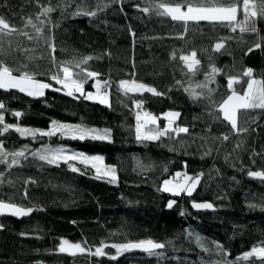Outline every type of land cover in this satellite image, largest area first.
<instances>
[{
	"label": "trees",
	"instance_id": "obj_1",
	"mask_svg": "<svg viewBox=\"0 0 264 264\" xmlns=\"http://www.w3.org/2000/svg\"><path fill=\"white\" fill-rule=\"evenodd\" d=\"M252 2L260 8V0ZM78 5L96 15H74ZM151 6L150 0H0V17L32 36L14 32L0 37V61L16 68L27 65L32 72H55L45 42L50 39L57 61L92 57L82 67L99 76L89 78L85 90L92 89L94 80L110 84L107 106L79 93L74 99L64 89H46L43 96L0 89L6 109L0 112L6 123L48 130L55 120L109 130V138L103 140L59 134L22 137L11 129L0 135L8 152L24 150L26 157L12 167L0 163V200L34 209L19 220L0 217V264H264L257 256L242 259L254 246H264V181L248 175L264 171V110L239 113L238 126L247 131L234 134L212 103L231 93L229 76L240 77V83L233 84L238 92L248 80L242 76L247 69H252V78L264 80V17H250L256 32H241L239 27L233 32L221 23L206 21L189 22L185 30L183 22L170 16L140 11ZM45 7L53 8L47 16L41 14ZM237 8V20L242 21V0ZM29 19L43 29L42 34L31 24L25 27ZM218 42L224 48L215 51ZM257 43L259 48L254 47ZM192 51L200 60L195 74L179 58ZM211 66L221 71L208 84L214 90L209 98L207 89L197 85L205 81ZM36 78L61 87L47 75ZM122 80L143 83L161 94L125 95L119 88ZM185 89L204 95L193 99ZM133 101H142V108ZM168 110L180 113L172 126L188 127L189 132L173 133L171 139L137 141V112L158 116L163 128L167 122L159 116ZM17 111L20 117L13 115ZM225 135L228 140H223ZM45 147L99 155L103 158L99 166L115 167L118 181L96 178L91 166L85 169L77 163L81 174L33 155ZM175 172L191 177L203 174L191 196L159 190L161 181ZM170 200L176 201L171 208ZM193 202H208L213 210L193 211L189 206ZM61 239L91 251L102 242L109 247L104 248V256L87 251L73 256L57 251ZM142 240L165 247L155 255L127 251L117 255L110 247Z\"/></svg>",
	"mask_w": 264,
	"mask_h": 264
},
{
	"label": "snow or ice",
	"instance_id": "obj_2",
	"mask_svg": "<svg viewBox=\"0 0 264 264\" xmlns=\"http://www.w3.org/2000/svg\"><path fill=\"white\" fill-rule=\"evenodd\" d=\"M115 2V0H113ZM240 0H176L175 3L172 2H158L153 3L150 0L151 7L141 8L140 11L148 14L150 11H155L157 15L170 16L173 21H181L187 30L189 22L199 23L201 21H206L209 23H221L225 27H229L233 32L239 27L241 32L251 31L256 32L254 22L250 23V17L261 16L264 17V0H260V8L257 9L256 4L252 0H242L244 18L242 21L237 20V4ZM139 7V6H138ZM97 10H100L98 5ZM53 11L52 7L43 8L41 13L47 16ZM74 15H89L95 16L96 11L86 12L78 5ZM31 24L36 32L39 34L43 33V29L37 27L31 19L27 20L25 27ZM43 24V21H41ZM14 32H20L23 35L32 39L27 32H23L21 29L16 28L14 25L10 24L6 19L0 17V37L11 35ZM180 38H183L182 36ZM49 49V59L51 61L52 67L56 69L52 72L51 69L47 73H37L27 70V65H22L20 68L12 67L0 61V89L10 90L17 89L22 93H26L28 96H43L46 89H52L53 91L66 90L65 95L78 99L76 93L83 96L87 100L97 101L101 104H108V81H104L103 85L97 80L94 85L96 88L95 93L85 92L84 85L88 82L89 78L95 79L99 76V73L89 71L82 67V65L87 64L92 57H84L83 59L76 61H57L54 53L56 51L54 43L50 39L45 41ZM261 45L259 43L255 44V48H259ZM224 48L223 43L215 44V51H219ZM248 51H252L249 49ZM173 58L175 55L173 54ZM180 60L184 61L188 71L195 74L198 70L196 66L200 64V60L197 59L196 51H192L190 55H181ZM211 59V57L209 58ZM74 68H79L78 72H74ZM221 70L217 69L215 66H211V71L205 74V81L198 84L197 87L201 89H207L208 97L210 98L213 89L208 88V84L214 82L215 75ZM14 73H19L16 75ZM62 73V75H61ZM37 75H47L51 81L55 84L60 85V88H53L51 83H45L38 80ZM243 77H248L245 81L247 87L240 94L235 88H233L234 83H240V77L229 76L227 80V87L231 94L227 95L226 98L222 99L219 103L213 101V108L215 112L222 115V120L226 121L233 130L234 134H239L247 131V129L238 126V114L241 112L246 113L248 110H264V80L252 78V69H247L242 73ZM179 84L180 82L177 81ZM101 88L104 90L101 91ZM119 88L123 90V93L127 95L128 93H143L150 92L153 95H160L155 88L147 86L143 83H138L136 81L122 80L119 83ZM185 91H189L185 89ZM189 95L193 99H197L199 96H203L204 93L197 94L194 90L189 91ZM135 106L139 109L142 108V101H133ZM0 109H5V105L0 102ZM15 117H20L22 113L19 111L14 112ZM180 113L169 112L164 115V119L167 120V124L160 128L157 123V117L151 113L144 111L141 115L140 112L136 114V139L137 141H154L159 140L162 137L168 136L169 139L172 138V134L175 133L177 136L180 133H188V127H172L176 119L179 118ZM220 119L221 116H217ZM0 135L8 132L10 129L19 133L22 137L26 135H32L34 138L37 134L40 136H53L59 134L62 137H68L71 139L84 140L90 138L93 140H103L109 138V130L105 129L103 131L88 128L83 125H72L61 123L58 121H52L51 127L48 130H34L26 127H21L18 124H9L5 122V116L3 112H0ZM149 125H154L155 127H149ZM227 135L223 136V140H228ZM239 147V145H237ZM207 154V153H206ZM34 156H37L41 161H45L50 165L60 166L61 163L67 165L72 172H80L84 174L81 168L77 167V163L84 165L87 169L91 166L96 173V178H106L108 183H117L118 176L116 174V168L113 166H106L103 169L99 166L103 158L100 156H89L84 153L72 152L64 147H45L41 151L34 152ZM9 157L11 161L9 162ZM25 157V151H14L8 152L2 141H0V163L7 164L9 167L15 166L19 163V158ZM26 158V157H25ZM75 162V163H72ZM180 175L179 173L177 174ZM203 175V174H200ZM200 175L195 177L184 176L183 182L177 181L173 183L171 180H165L162 187L159 189L162 192H168L172 196H180L182 193L191 196L196 187L200 184ZM248 175L250 177L264 181V171H249ZM0 183H2V177H0ZM26 195V192H25ZM176 203L174 200L168 202V207L171 208L173 204ZM254 206V205H253ZM192 207L196 209L212 208L210 203H195L193 202ZM34 211L31 207H24L22 205H17L11 200L5 202L0 200V216L8 214L15 217L28 216ZM183 215V213H181ZM2 227V226H0ZM264 244V242H262ZM109 247L107 244L96 247L95 251L92 252L90 248L86 249L79 243H69L67 240L62 241L60 251L68 252L69 255H76L77 252L84 253L88 252L92 256H104V248ZM110 247L115 248L117 255L122 254L125 251H130L132 249H140L149 255H155V250L163 249L165 247L164 243L156 242L153 240H142L139 242H129L124 244H113ZM219 247V246H218ZM222 251V249H221ZM257 256L262 258L264 261V246H254L251 251L245 252L242 259L247 260L249 257ZM117 256H112L111 259H116ZM241 259V258H238ZM238 264V261H237Z\"/></svg>",
	"mask_w": 264,
	"mask_h": 264
},
{
	"label": "rangeland",
	"instance_id": "obj_3",
	"mask_svg": "<svg viewBox=\"0 0 264 264\" xmlns=\"http://www.w3.org/2000/svg\"><path fill=\"white\" fill-rule=\"evenodd\" d=\"M42 82V81H41ZM96 82L97 81H93V83H92V89L91 90H85V92H93V93H95V91H96V88H95V84H96ZM246 87H247V85H245V87H244V89H243V91L246 89ZM17 90V89H16ZM243 91L242 92H240V94H243ZM130 93H132V92H130ZM26 94V93H25ZM231 94V93H230ZM229 94V95H230ZM93 101V100H92ZM97 102V101H96ZM103 105H109V97H108V104H103ZM169 112H176V111H173V110H168V111H165L163 114H161L159 117L160 118H163L164 117V115L166 114V113H169ZM142 115V114H141ZM157 118H158V116H156ZM164 119V118H163ZM165 120V119H164ZM166 122H167V120H165ZM51 127V126H50ZM173 127V126H172ZM92 156H99V155H92ZM180 174L179 176L177 175V174ZM185 175H187V174H185L184 172H175L172 176H169L168 178H165V179H163L162 181H161V183H160V188L162 187V185H163V182L165 181V180H171V181H173V183H175V182H177V181H180V182H183V179H184V176ZM187 176H189V175H187ZM189 177H191V176H189ZM182 194H184V193H182ZM62 241H64L63 239H61V240H59V242H58V244H57V251H59V252H61L60 251V247H61V244H62ZM69 243H71V242H69ZM95 249L96 248H94L93 249V251L92 252H94L95 251ZM114 251H115V253H116V250H115V248H114ZM64 253H68V252H64ZM77 253H79V252H77Z\"/></svg>",
	"mask_w": 264,
	"mask_h": 264
},
{
	"label": "water",
	"instance_id": "obj_4",
	"mask_svg": "<svg viewBox=\"0 0 264 264\" xmlns=\"http://www.w3.org/2000/svg\"><path fill=\"white\" fill-rule=\"evenodd\" d=\"M195 203H208V202H195ZM193 203H191L189 206L190 208L193 210V211H196V212H199V211H211L213 210V207L212 208H205V209H196L194 207H192ZM0 217H7V218H12V219H15V220H19L21 218H24V217H27V216H23V217H15V216H11V215H8V214H5V215H2ZM1 229V227H0ZM157 250H160V249H157ZM155 250V251H157ZM127 252H137V253H145L144 251L140 250V249H132L130 251H127Z\"/></svg>",
	"mask_w": 264,
	"mask_h": 264
},
{
	"label": "built area",
	"instance_id": "obj_5",
	"mask_svg": "<svg viewBox=\"0 0 264 264\" xmlns=\"http://www.w3.org/2000/svg\"><path fill=\"white\" fill-rule=\"evenodd\" d=\"M101 85H103V83H101ZM108 85L110 86L109 82H108ZM109 86H108V87H109ZM103 90H104V89H103V88H101V91H103Z\"/></svg>",
	"mask_w": 264,
	"mask_h": 264
},
{
	"label": "bare ground",
	"instance_id": "obj_6",
	"mask_svg": "<svg viewBox=\"0 0 264 264\" xmlns=\"http://www.w3.org/2000/svg\"><path fill=\"white\" fill-rule=\"evenodd\" d=\"M149 111V110H148ZM150 112V111H149Z\"/></svg>",
	"mask_w": 264,
	"mask_h": 264
}]
</instances>
